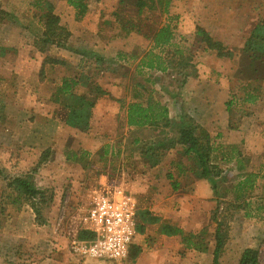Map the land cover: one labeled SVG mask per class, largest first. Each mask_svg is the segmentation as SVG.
Returning a JSON list of instances; mask_svg holds the SVG:
<instances>
[{"label": "rangeland", "instance_id": "rangeland-1", "mask_svg": "<svg viewBox=\"0 0 264 264\" xmlns=\"http://www.w3.org/2000/svg\"><path fill=\"white\" fill-rule=\"evenodd\" d=\"M49 1L54 4L55 10L64 11L62 8L68 10L67 6L69 4L64 0ZM179 1L200 3L211 0ZM224 1L231 5L248 4L252 9H256V11H253V18L257 19L259 16L261 20H264V0ZM1 3L3 7L12 4L17 5L20 9V16L10 14V12L11 16L5 24L9 23L19 27L20 45H23L22 49L26 50L27 53L33 48L39 34V25L33 27V24L30 23L32 18L39 21V18L36 17V15L39 16V12H35L33 7L34 0H1ZM102 5V0L100 3H92L90 12L99 14ZM245 11L250 10H240L242 13ZM196 15L195 18L184 17L183 21L178 23L180 26L177 25L178 35L184 37L185 44L183 48L186 49V52L193 51L192 49L196 46V29L201 23L200 15ZM68 16H72L70 11ZM243 17L245 19L244 15ZM250 18L249 15V20L244 21L249 28ZM210 19H213V17H210ZM256 24L254 23V25ZM2 26L3 24L0 25V28ZM235 42L237 43V41ZM51 53L55 54V51L53 50ZM36 56L32 57V61H28L30 58L25 57L17 65L18 68L26 71V68L31 66L39 70L41 61ZM197 61V59L192 58L194 69L191 68L190 71L195 70L196 72L194 75H190L191 77H195L197 73L200 75L204 70L199 67ZM240 61L242 62L240 69L245 71L246 60L240 58L237 63ZM35 64L36 66H34ZM254 70L260 72L263 70L260 76H264V69L256 68ZM254 70L252 68L246 70L247 73L243 75H237L238 72L231 79L232 95L230 96L237 98V106L239 107L237 111L232 110V116L234 117H237L238 114L242 115V113L255 116L262 112L264 108L261 107V104H264V86L254 81L248 89L249 95L256 99L254 103L248 102L253 107L245 105L243 107L241 105L244 100L247 101L246 90L244 89H246L248 83L244 81L255 77ZM152 77L154 78V76ZM183 78V75L176 73L170 82H159V85L151 91V94L155 100H161L168 107L171 106L173 117L188 115L198 124L200 117L197 108L200 104V100L197 98L198 85L195 82L182 85ZM47 87L49 88L48 85ZM38 88L39 86H36L35 89ZM13 91L10 92V95H13L12 99L8 97V100L14 102L15 108L26 112L24 122L30 124L25 130H16V133L14 131L17 139L13 142L10 143V138H3L0 141V264H35V261L44 257V255L57 254L58 248L55 244L60 233L58 227L61 225V227H65L62 235H66V238L70 239L68 240V247L71 248L74 233H76L79 223L83 219L86 221L94 198L99 194H107L115 189L125 191L136 201L138 208L136 219L138 237L136 236V238L138 240H136L133 252L137 253L138 249H141V252L138 253L135 259L130 256L124 262L111 264H134L139 258H143V264H146L152 258L159 259L164 264H213L216 225L212 221V213L215 210L217 200L221 201V211L224 213L219 219L229 223L228 239L220 264H239L243 252L248 248L259 250L260 264H264V181H256L255 188L247 195L246 201L239 200L241 205L239 209L232 208L228 210L230 203L233 204L238 201L236 200L235 187L241 180L242 175L238 171H234L232 161L226 163L221 161L223 155L220 153V149L222 148L218 147H222V144L216 136L210 134L211 142L216 150L211 156L212 162L217 165L216 170H211L212 177L216 180V189L207 178L202 176V170L197 160L194 157L185 156L180 147L166 154V156L174 155V165L169 167L166 181H155L157 186L154 189L153 184H151L152 181H148V171L144 168L146 161L140 155L142 144L136 146L133 142L136 138H139L142 143L146 142L150 145L166 138L176 137L177 131L171 132L166 129L161 134V131L146 129L135 132H121V135L124 134L123 138L119 134L116 136L113 134L110 136L105 135L96 139L84 138L82 142L86 147L85 149L90 150L92 155L84 162L74 159L67 162L62 152L59 153L54 150L59 140L57 137L58 127L50 117L43 116L44 112L40 110L38 105L43 98L35 96L33 92L32 95H29V93L26 95L27 92L20 90L19 87H16ZM214 91L216 90L209 92L213 94ZM231 97L229 101H231ZM44 100L46 101V98ZM175 104H177L176 110L174 109ZM5 125L9 124L6 123ZM19 134L21 135L17 137ZM61 134H63L65 140L69 137V134L64 132ZM106 147L109 149V153L102 155ZM243 147L241 149H244ZM49 150V160H53L55 168L47 169L43 166L46 163L38 165V158ZM225 151H228V148H225ZM70 153V151H67L66 155H70ZM240 154L243 159L248 157L242 151ZM253 157L256 173L264 171L261 168V166H264V154H256ZM253 157L249 161H252ZM175 163L180 165L182 170H178ZM132 168L138 170L133 180L136 188L135 192L130 188V182L126 183V180H124L127 172L132 171ZM26 175L33 177L35 183L47 198L53 195L52 203L44 211L43 225L36 222L31 205L27 201L21 200L18 206L13 204L16 196L10 187L11 181L16 177H25ZM258 183H260L259 186ZM150 188L152 191H150ZM239 195L241 194L239 193ZM246 202L249 203L248 206H245ZM246 214H251L252 217L246 218ZM154 218H158L159 222L151 224L150 221ZM165 225L180 229L182 235H164L162 229ZM187 236L193 237L196 241L208 246V252L200 253L187 250L184 245V239ZM157 248H161L160 252H157ZM144 253L145 255H142Z\"/></svg>", "mask_w": 264, "mask_h": 264}, {"label": "crops", "instance_id": "crops-1", "mask_svg": "<svg viewBox=\"0 0 264 264\" xmlns=\"http://www.w3.org/2000/svg\"><path fill=\"white\" fill-rule=\"evenodd\" d=\"M64 1L67 3V0ZM150 1L140 9L131 0H102L103 5L99 14L88 12L83 17L78 16V12L69 6H67L68 10L65 8H62L64 11L55 10V14L60 17V25L70 33V38L66 47H54L47 54H42L35 46L26 53V50L22 49L23 45H20L19 27L4 23L0 28V48H2L0 50V141L3 138H10V143L13 142L17 139L16 130H25L30 124L24 122L26 112L15 108L14 102L8 100V97L12 99L13 95H10V92H14L16 87L27 92L26 95L28 93L32 95L33 92L35 96L43 98L42 102L38 103L40 110L44 112L43 116L50 117L58 127L59 140L54 150L62 152L67 162L73 159L84 162L92 155L90 150L85 149L82 142L84 138L96 139L112 134L115 136L119 134L123 138L124 134L121 135V132L134 131L127 125V107L131 103L145 102L159 82H170L176 73L181 71L178 62L182 57H186V49L183 48L184 37L178 35L177 25L180 26L178 23L183 21L184 17L195 18L198 14L201 17L199 27L233 53L232 59L220 58L216 52L206 50L198 44L195 37L196 46L190 54L198 60L199 67L204 70L200 75L197 73L195 77L188 78L187 83L195 82L198 85L197 98L200 100L197 107L200 114L198 124L221 141L222 147H218L222 148L221 161L224 163L232 161L234 171H238L242 176L256 173L253 156L264 154V108L255 116L242 113L234 117L232 110L237 111L239 107L237 98L230 96L232 95L231 79L241 70L242 62L237 63V61L243 58L252 31L262 21L259 16L257 19L253 18V11L256 9H252L248 4L231 5L224 0L200 3L172 0L168 9L164 10L156 0ZM3 9L8 13L11 12L10 14L20 16L17 5L8 4ZM243 9L250 11L240 12ZM69 11L71 17L68 16ZM249 15L250 28L244 23L249 20ZM30 23L33 27L39 25L38 38L41 37L44 23L33 18ZM166 27L173 32V39L167 45L156 46L154 38ZM180 34L184 35L181 32ZM53 50L55 54L51 53ZM34 56L41 61L39 70L31 66L26 68V71L18 68L17 65L25 57H29L28 61H32ZM48 57L59 59L63 64H49L46 62ZM149 60L154 61L155 68L148 66ZM66 80H74L78 83L74 91L86 97V102H81L84 108L88 107L90 101L94 102L87 132L82 133L68 125L71 113L69 104L57 98L60 97L58 93ZM261 85L264 86V81ZM36 86L39 88L35 89ZM212 90L216 91L212 94L209 92ZM230 97L231 101H229ZM228 105H231V111H228ZM241 105L252 106L245 100ZM261 105L264 107V104ZM176 106L177 104L174 106L175 110ZM171 109L169 106L170 117L176 118L177 115L172 116ZM6 123L9 125H5ZM62 132L69 134L67 140L63 138ZM242 147L244 149H241ZM225 148H228V151H225ZM104 150L109 153L107 147ZM67 151L71 152L70 155H66ZM241 151L248 156L246 159L240 156ZM251 157L253 160L249 161ZM52 161L49 160L43 165L44 168H55ZM174 162V155H168L157 166L144 165L145 170L148 171V181H152L154 189L157 186L155 181H166L168 169L174 165ZM176 165L178 170H182L180 165ZM135 168L128 171L124 179L126 183L130 182L129 186L133 192L136 190L133 180L138 172ZM261 168L264 169V166ZM61 226L58 227L60 233L55 244L58 248L57 254L44 255L38 261L34 260L35 264H111L100 263L93 259L84 260L74 254L68 247L70 239L62 235L65 227ZM89 227L88 221L83 219L74 233V240H79L80 233L87 231ZM136 240L138 238L135 239V243ZM160 249L157 248V252H160ZM143 263V258H139L134 264ZM146 264L164 263L152 258Z\"/></svg>", "mask_w": 264, "mask_h": 264}, {"label": "trees", "instance_id": "trees-1", "mask_svg": "<svg viewBox=\"0 0 264 264\" xmlns=\"http://www.w3.org/2000/svg\"><path fill=\"white\" fill-rule=\"evenodd\" d=\"M101 0H67L69 6L74 8L80 17L85 16L88 12L91 11L92 3H100ZM140 9L146 6V3L150 0H131ZM155 0H151L153 2ZM162 9L166 10L171 4L172 0H156ZM33 7L35 12H39L40 22L44 23V32L41 37H37L34 42L35 48L42 54H47L52 48H64L68 44L70 38V33L60 25V17L55 14L54 4L49 0H34ZM10 14L7 13L3 7L0 0V25L4 24ZM196 41L198 44L206 48V50L214 51L218 54L220 58L232 59L233 53L228 50L222 43L215 41L204 29L197 27L196 29ZM174 35L169 27L161 29L156 37L154 42L156 46H164L171 42ZM243 59L246 60V69L245 71L240 70L237 75H243L246 70H252L256 68L264 69V20L260 21L252 31V35L249 38L246 47L244 49ZM193 56L190 52H186V57H182L178 65L181 69L178 73L183 75V80L181 81L182 85L187 83L190 75H194L196 72L190 71L194 69L192 63ZM148 66L150 68L154 67V61L149 60ZM46 62L52 65L63 64L59 59L48 57ZM159 63V62H158ZM260 66V67H259ZM178 67V68H179ZM183 67V68H182ZM159 68L160 63H159ZM263 72V70H262ZM260 71H253L254 78H248L244 82L248 83L246 89L247 102L254 103L255 98L251 97L249 94V88L251 87L252 82H257V84L264 81V76H260ZM192 73V74H191ZM257 75V76H256ZM240 80V79H239ZM78 83L74 80L64 81L57 98L68 102L71 113L68 119V125L74 129L80 130V132H87L90 126V120L92 117L91 110L94 107V102L90 101L88 107H83L81 102H86V97L83 95H78L75 93L74 88ZM174 98V96H173ZM229 104V103H228ZM228 111H231V105H228ZM127 125L129 128L134 129L135 131H141L146 129H151L154 131H161L163 134L164 131L169 129L171 132L177 131V136L174 138L164 139L160 142L151 143L150 145L146 142L141 141V139L136 138L133 142L134 145L140 147V155L144 157L146 163L145 165L157 166L162 162L166 157V154L176 149L177 147L182 148L185 156L191 158L194 157L202 170V176L207 178L212 186L216 189V180L212 177L211 170L217 169V165L211 160V156L216 152L214 145L211 142L210 134L202 128L199 124H196L193 118L188 115H181L176 118L170 117V110L168 105L161 101L155 100L153 95L150 94V98L145 102H136L131 103L127 107ZM169 132V131H168ZM104 154H107V151L104 150ZM50 150L46 151L40 157L38 165L45 164L49 161ZM83 160V159H82ZM242 181H239L235 187V193H237L236 203H230L229 209H239L241 205L239 200L247 199V195L254 190L256 181L264 180V171L259 173H248L242 176ZM10 187L15 193L14 205H19L21 200L27 201L31 205V209L36 217V222L44 224V211L47 209L48 205L53 201V195H50L49 198L46 197L45 193L37 186L35 180L31 175H26L25 177H16L11 181ZM239 193L241 195H239ZM221 201H216V207L212 213V221L215 223V249L213 252V264H220V259L228 239V221L221 220L224 213L221 211L222 203ZM249 203H245V206H248ZM44 207V209H43ZM262 209V208H261ZM227 210V211H228ZM224 211V209H223ZM246 218L252 217L251 214H246ZM159 222L158 218L151 219V224H156ZM163 234L166 236H180L182 231L180 229H174L169 225H165L162 229ZM143 234V231H142ZM92 235L87 231H82L79 235L80 241H85L88 238H91ZM184 245L187 250H194L200 253H207L208 246L200 241H196L195 238L187 236L184 239ZM134 250V248H133ZM131 252V257L135 259L138 256V253L141 252V249H138L137 253ZM239 264H260V254L259 250L255 248L246 249L239 261Z\"/></svg>", "mask_w": 264, "mask_h": 264}, {"label": "built area", "instance_id": "built-area-1", "mask_svg": "<svg viewBox=\"0 0 264 264\" xmlns=\"http://www.w3.org/2000/svg\"><path fill=\"white\" fill-rule=\"evenodd\" d=\"M137 204L121 189L94 198L86 220L92 237L74 240L71 250L81 259L121 263L130 258L136 246Z\"/></svg>", "mask_w": 264, "mask_h": 264}]
</instances>
